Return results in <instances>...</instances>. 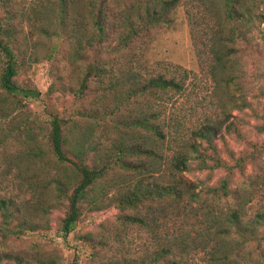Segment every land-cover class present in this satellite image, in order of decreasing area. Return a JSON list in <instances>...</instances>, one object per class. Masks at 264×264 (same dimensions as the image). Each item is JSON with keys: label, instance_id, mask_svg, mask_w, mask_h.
I'll return each mask as SVG.
<instances>
[{"label": "trees", "instance_id": "16d2710c", "mask_svg": "<svg viewBox=\"0 0 264 264\" xmlns=\"http://www.w3.org/2000/svg\"><path fill=\"white\" fill-rule=\"evenodd\" d=\"M77 1L84 7L89 20L86 14L80 13L78 17L70 15ZM2 2L6 1L0 0ZM60 2L59 30L53 35L68 38L75 58L80 59L87 56L89 49L105 46L115 33L118 34V52L129 50L139 36L170 24L171 13L185 4L200 67L212 85V97L218 102L214 118L201 130L193 132L194 138L201 140L200 143L166 146L173 133L166 132L161 119L175 95L184 91L190 73L175 69L145 78L138 76L127 65L121 66L115 73L114 69L107 70L100 63H91L80 92L89 88L88 83L94 75L99 79L101 91L111 95L114 101L112 105L101 103L88 109L92 119L86 120L90 126L104 123L113 130L116 136L107 137L111 144L106 153L99 159L91 158L87 148L94 139L93 129L85 128L81 139L74 141L71 132L77 123L71 126L69 121L56 116L51 121L47 143L49 151L43 155L40 150L34 155L46 162L55 161L58 165L59 172L51 183L56 185L59 196L68 202L59 228L62 238L68 240L77 228L81 204L89 200L91 193L98 189L96 194H109L105 185H101L108 173L122 170L133 175L135 180L123 189L124 192L115 195L116 205L122 210L131 209L135 214L123 215L121 219L125 225L149 227L159 247L145 251V255L137 258L127 253L121 261L111 259L102 264H264L261 260L264 258V167L261 165L264 161V141H248L242 129L247 124L244 118L231 115L232 109L239 112L249 109L257 120L262 121L254 126L256 134L264 136V116H260L258 110L260 99L264 98V86L257 87V83L264 82V73L258 68L249 78L243 69L246 57L255 58L264 66V43H258L253 34L264 25V0ZM197 15L202 19L200 29L195 26L198 25ZM8 20L9 17H0V57L5 64L0 73V87L12 96L38 97L36 91L23 89L16 82L20 64L14 48L15 32ZM42 32L51 35L46 27L42 28ZM233 88L235 91L232 92ZM248 88L255 103L246 97ZM224 90L228 95L226 101L220 95ZM147 96H158L157 101L153 105L144 102L137 109L130 108L133 104L137 105L140 97ZM227 104L232 107L228 108ZM223 128L224 134L245 142L250 149L243 150L239 155L230 149L222 153L218 149V141H224V146L227 143L224 134L219 137ZM83 139L85 141L80 142ZM164 147L171 153L164 152ZM191 160L198 163L191 167ZM248 165L260 169L258 176L251 177L250 186L246 189H233L234 177L245 175ZM193 169L205 173V180L199 184L189 180L185 173ZM217 171L226 172L225 177L216 184H208ZM231 198L233 203H230ZM255 202L260 203L262 209L256 211ZM34 203L40 207L43 201L36 199ZM167 208L178 220L175 223L178 227L172 231L166 230L165 222L155 218L157 212ZM20 209L22 206L14 199H0V211L6 220L12 219ZM50 209V206L43 207V214L47 215ZM141 209L145 210L141 212L143 215L138 213ZM33 224L29 223L28 230L40 229L38 224ZM24 227L11 228L10 234L20 236ZM260 227L263 230H259ZM84 238L92 237L87 234ZM199 252H202V263H192L191 260ZM16 264L24 263L19 258Z\"/></svg>", "mask_w": 264, "mask_h": 264}, {"label": "rangeland", "instance_id": "374dc122", "mask_svg": "<svg viewBox=\"0 0 264 264\" xmlns=\"http://www.w3.org/2000/svg\"><path fill=\"white\" fill-rule=\"evenodd\" d=\"M5 1L0 3V17H9V25L15 32L14 48L20 64L16 82L19 87L36 91L39 96H12L0 87V199H14L22 206V210L9 220H6L0 211L2 264H16L19 258L24 264H102L111 259L121 261L127 253L137 258L145 255V251L157 249L159 245L156 244L155 234L149 227L125 225L121 219L123 215L135 214L131 209L122 210L116 205L115 195L120 191L124 192L123 189L135 180L133 175L122 170L108 173L101 185H105V191L109 194H96L98 189L91 193L89 200L81 204L77 228L68 240L62 238L59 228L66 215L68 202L59 196L56 185L51 183L52 178L59 172L58 165L55 161L46 162L34 155L40 150L43 155L49 151L47 143L51 121L56 116L69 121L71 126L77 123L71 132L74 141L81 139L85 128L93 129L94 139H91V146L87 148L91 158L99 159L106 153L111 144L107 137L116 136L112 133L113 130L104 123L101 126H90L86 120L92 119L88 109L98 107L101 103L112 105L114 101L111 95L106 96L101 91L99 79L94 75L88 83L89 88L80 92L91 63H100L107 70L114 69L115 73L121 66L127 65V68L133 69L138 76L145 78L169 73L175 69L188 71L190 77L186 87L169 103L161 125L165 126L166 132L173 133L169 137V145L166 146L179 147L186 143H200L201 140H196L193 132L201 130L203 125L214 118L218 102L212 97V85L199 64L187 6L182 4L171 13L170 24L155 28L149 33H141L143 35L139 36L129 50L118 52V34L115 33L105 46L89 49L87 56L84 55L80 59L75 58L68 38L53 35L59 30L62 8L60 0ZM80 13L86 14V11L77 1L70 15L78 17ZM197 18L198 25L195 26L200 29L202 19L200 15H197ZM43 27H46L51 35L43 33ZM253 34L258 43H264V25L253 31ZM243 64L249 78L258 68L264 73V66L255 58L246 57ZM4 65V59L0 57V73ZM260 86H264V82L257 83V87ZM231 91H235V88ZM220 95L224 101L227 100L225 90ZM157 97H140L137 105L133 104L130 108L137 109L144 102L153 105ZM246 97L250 102H256L249 88ZM260 101L258 110L260 116H264V98ZM227 107L231 108L232 105L227 104ZM244 111L232 109L231 115L244 118L247 124L242 129L248 141L262 143L264 136H258L254 127L262 121L257 120L249 109ZM223 134L224 128L219 137ZM224 136L227 140L226 146L224 141H218V149L222 153L230 149L239 155L243 150L250 149L248 144L236 140L234 136L226 133ZM83 141L85 139L80 142ZM163 151L171 153L166 147ZM196 163L198 161L191 160V167ZM261 165L264 167V161ZM259 172L260 169L248 165L245 172L247 176L237 174L232 181V188L246 189L250 186L251 177L258 176ZM225 175L226 172L217 171L208 184H216ZM185 176L198 184L205 180V173L194 169L185 173ZM97 198L101 199L94 202ZM36 199L43 201L40 207L34 203ZM256 202L255 210L262 209L260 203ZM230 203H233L232 198ZM46 206L51 209L44 215L42 208ZM139 211L138 213L143 215L141 212L145 210ZM155 218L165 222L168 231L177 226L175 223L178 220L169 208L157 212ZM32 222L34 226L38 224L40 229L28 230L27 227ZM22 225L25 226L23 234H10L11 228L16 229ZM259 230L263 228L260 227ZM87 234L92 238H84ZM249 252L250 249L246 254L247 258ZM261 260L264 261V258ZM191 262L202 263V252L195 255Z\"/></svg>", "mask_w": 264, "mask_h": 264}]
</instances>
